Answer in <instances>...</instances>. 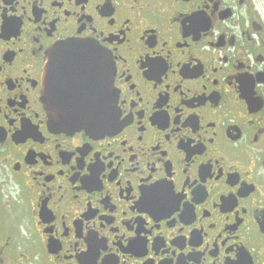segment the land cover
<instances>
[{"label": "flooded vegetation", "instance_id": "af4514ba", "mask_svg": "<svg viewBox=\"0 0 264 264\" xmlns=\"http://www.w3.org/2000/svg\"><path fill=\"white\" fill-rule=\"evenodd\" d=\"M71 37L105 54L102 131L47 112ZM0 264H264V4L0 0Z\"/></svg>", "mask_w": 264, "mask_h": 264}, {"label": "water", "instance_id": "95a60500", "mask_svg": "<svg viewBox=\"0 0 264 264\" xmlns=\"http://www.w3.org/2000/svg\"><path fill=\"white\" fill-rule=\"evenodd\" d=\"M80 66H88L87 98L75 100L65 83L81 77ZM44 75L46 108L52 125L60 130L102 131L113 123L114 108L107 75L105 54L94 42L84 38H67L47 55ZM67 96L62 99V96Z\"/></svg>", "mask_w": 264, "mask_h": 264}, {"label": "rangeland", "instance_id": "374dc122", "mask_svg": "<svg viewBox=\"0 0 264 264\" xmlns=\"http://www.w3.org/2000/svg\"><path fill=\"white\" fill-rule=\"evenodd\" d=\"M259 2L263 3L264 4V0H259Z\"/></svg>", "mask_w": 264, "mask_h": 264}]
</instances>
